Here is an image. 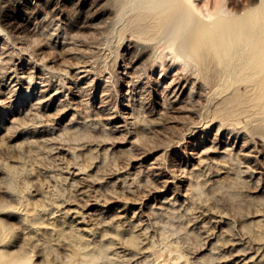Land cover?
<instances>
[{
	"label": "rangeland",
	"instance_id": "374dc122",
	"mask_svg": "<svg viewBox=\"0 0 264 264\" xmlns=\"http://www.w3.org/2000/svg\"><path fill=\"white\" fill-rule=\"evenodd\" d=\"M142 1L0 0V264H264V69Z\"/></svg>",
	"mask_w": 264,
	"mask_h": 264
},
{
	"label": "bare ground",
	"instance_id": "6f19581e",
	"mask_svg": "<svg viewBox=\"0 0 264 264\" xmlns=\"http://www.w3.org/2000/svg\"><path fill=\"white\" fill-rule=\"evenodd\" d=\"M243 1L240 0L238 4L230 7L219 3L211 7L207 6V13L204 14L193 0H143L142 3L148 12L139 15L136 20L143 22L139 26L142 33L154 37L156 33L171 32L172 38L177 41L183 36L190 35L193 38V49L205 50L203 54L200 53L205 61L210 52L219 55L229 50H251L248 59L244 60L247 68L262 71L264 69V0H249V3ZM27 22L28 24L24 25L25 29L33 30L32 21ZM16 76L20 77L18 72ZM129 115V118L135 116L131 113ZM86 256L83 264H92L93 256L90 254ZM27 263L14 260L8 264Z\"/></svg>",
	"mask_w": 264,
	"mask_h": 264
}]
</instances>
